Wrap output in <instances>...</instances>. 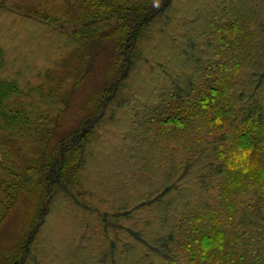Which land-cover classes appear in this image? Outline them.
Here are the masks:
<instances>
[{
  "label": "trees",
  "instance_id": "trees-1",
  "mask_svg": "<svg viewBox=\"0 0 264 264\" xmlns=\"http://www.w3.org/2000/svg\"><path fill=\"white\" fill-rule=\"evenodd\" d=\"M171 2L80 1L76 24L67 30L70 42L80 44L105 32L116 36V77L102 89L92 113L60 139L51 134L52 125L59 126L55 115L67 103L61 99L60 106L56 93L47 90L48 69L43 73L46 82L23 81V86L3 75L0 50V229L11 211L24 205L15 242L8 248L0 244V264H22L54 197L62 189L80 190L92 135L89 124L120 83L119 75L134 82L149 59L154 62L148 64L151 72L164 73L165 82L159 85L156 105L136 102L149 108L144 118L149 127L139 136L145 142L153 131L163 132L170 157L166 180L144 201L151 210L141 218L158 220L161 226L139 228L136 221L134 227H113L114 236L106 233L110 248L101 240L105 252L91 255L94 264H264V236L256 232L264 233V0H248L247 7L231 18L224 7L212 11L202 41L196 40L194 29L186 40L192 47H180L188 53L186 58L179 56L185 58L181 69L188 70H178L167 59L156 63L142 46L156 42L162 31H173ZM36 15L47 22L53 19ZM150 79L157 83L153 76ZM14 142L25 150L22 158L2 147H13ZM33 145L36 155H28L26 149ZM121 233H129L128 242L118 236Z\"/></svg>",
  "mask_w": 264,
  "mask_h": 264
},
{
  "label": "rangeland",
  "instance_id": "rangeland-1",
  "mask_svg": "<svg viewBox=\"0 0 264 264\" xmlns=\"http://www.w3.org/2000/svg\"><path fill=\"white\" fill-rule=\"evenodd\" d=\"M80 1L0 0L3 75L19 80L23 86V81L34 85L46 82L43 73L48 69L50 76L45 77L49 82L47 90L56 93L60 106L62 100L67 103L65 110L55 115L59 126L54 122L51 134L56 139L64 137L92 113L100 92L116 77V36L105 32L80 44L70 42L67 33L76 24L74 18L80 13ZM247 4L248 0H172L170 15L174 16V23L170 25L173 31H162L161 35L156 36V42H143L142 46L145 45L147 55H154L151 59L156 63L167 59L178 70H188L186 66L181 69V60L188 53L187 49L180 47L186 46L185 43L192 47V43L186 40L193 37L194 29L198 30L196 40H199L208 27L204 23L212 11L224 7V12L231 18ZM38 12L50 15L54 21L47 22L36 15ZM158 28L160 30L163 27L160 24ZM170 54L172 56H168ZM153 63L149 59L145 65L138 64L137 67L143 65L144 71L140 70L141 73L136 74L139 79L134 82L127 78L121 79L123 75H119L120 83L108 94L106 104L99 110L100 114L89 124L92 126V135L86 145L80 190L71 192L62 189L60 195L54 197L31 250L22 258V264H94L96 259L91 255L105 252L101 245L104 241L101 240H105L110 248L111 238L106 237V233L114 236L113 227L117 228L121 224L134 227L136 221V225L140 223L139 228H149L150 224L154 228L161 226L158 220L141 218L151 210L147 205L143 206L144 201L160 190L166 180V162L170 157L167 149L165 151L166 135L163 132L153 131V139L151 136L147 138L150 142L147 139L142 141L139 136L144 133L142 129L149 127V121L144 119L149 114V108L142 109L144 105L141 108L136 102L140 104L145 100L149 106L156 105L154 98L159 92V85L165 82L164 73L151 72ZM146 70H150L149 74ZM152 76L153 83H157H151ZM58 82L61 85L56 87ZM2 147L15 158H22L25 151L21 144L15 142L13 147L8 143ZM36 149L33 145L26 150L28 155H36ZM0 155L3 157V152ZM23 210L21 202L2 224V247L8 248L15 242V236L24 222ZM91 229L95 230V234ZM256 232L264 236L262 231ZM118 236L124 242L130 239L129 233Z\"/></svg>",
  "mask_w": 264,
  "mask_h": 264
}]
</instances>
